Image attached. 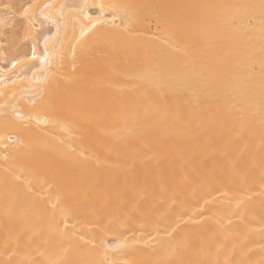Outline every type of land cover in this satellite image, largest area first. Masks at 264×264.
Instances as JSON below:
<instances>
[{
	"label": "bare ground",
	"instance_id": "6f19581e",
	"mask_svg": "<svg viewBox=\"0 0 264 264\" xmlns=\"http://www.w3.org/2000/svg\"><path fill=\"white\" fill-rule=\"evenodd\" d=\"M0 264H264V0H0Z\"/></svg>",
	"mask_w": 264,
	"mask_h": 264
}]
</instances>
